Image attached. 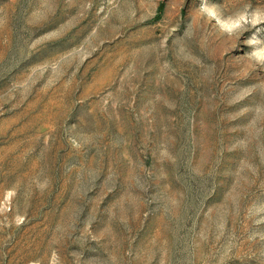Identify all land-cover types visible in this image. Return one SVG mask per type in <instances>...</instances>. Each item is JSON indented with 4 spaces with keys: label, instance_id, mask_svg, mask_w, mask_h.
Segmentation results:
<instances>
[{
    "label": "rangeland",
    "instance_id": "obj_1",
    "mask_svg": "<svg viewBox=\"0 0 264 264\" xmlns=\"http://www.w3.org/2000/svg\"><path fill=\"white\" fill-rule=\"evenodd\" d=\"M241 12L264 0H0V264H264Z\"/></svg>",
    "mask_w": 264,
    "mask_h": 264
},
{
    "label": "clouds",
    "instance_id": "obj_2",
    "mask_svg": "<svg viewBox=\"0 0 264 264\" xmlns=\"http://www.w3.org/2000/svg\"><path fill=\"white\" fill-rule=\"evenodd\" d=\"M260 24H264V12L252 15L250 18L248 14L241 12L232 18V23L228 24L227 27L222 26V30L229 35L239 34L240 37L245 31ZM249 25L251 27H247ZM259 31L261 29L257 28V33ZM245 43L251 47V51L246 54L248 59L257 65L264 66V41L258 38L256 33H253Z\"/></svg>",
    "mask_w": 264,
    "mask_h": 264
}]
</instances>
